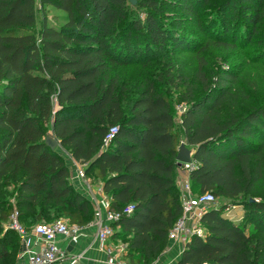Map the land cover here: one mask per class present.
I'll use <instances>...</instances> for the list:
<instances>
[{"label":"trees","instance_id":"16d2710c","mask_svg":"<svg viewBox=\"0 0 264 264\" xmlns=\"http://www.w3.org/2000/svg\"><path fill=\"white\" fill-rule=\"evenodd\" d=\"M210 2L0 0V193L9 189L12 197L0 202V264L16 258L14 210L26 231L58 219L82 228L95 219L47 135L102 183L108 210L119 214L111 238L125 243L126 259L150 264L166 247L182 215L173 100L152 80L129 96L113 70L145 65L160 49H194L189 20ZM51 9L61 13L50 18ZM216 11L222 45L240 35L264 58V0H220ZM197 61L192 80L173 82L175 102L185 106V142L194 148L190 187L237 199L243 216L234 221L223 214L227 206L208 208L200 218L205 235H192L176 264H257L264 253V104L227 110L237 76L222 69L209 77L202 56Z\"/></svg>","mask_w":264,"mask_h":264},{"label":"rangeland","instance_id":"374dc122","mask_svg":"<svg viewBox=\"0 0 264 264\" xmlns=\"http://www.w3.org/2000/svg\"><path fill=\"white\" fill-rule=\"evenodd\" d=\"M219 2L220 0H211L209 5L199 11L197 17L189 20L191 32L197 38L194 49L190 51L173 50L171 48L160 49L150 57L149 62L145 65L134 63L117 67L113 70L119 75L120 80L126 83L130 90L129 96L139 92L147 80H152L159 90L168 92L173 100V118L176 130L180 135L181 144L184 143L186 145V142L180 125V112L177 109L180 105L175 102L178 94L173 87V82L177 83L178 78L176 77L179 75L192 80L197 70V57L199 56L203 58L205 63L203 70L209 77H212L211 74L222 69L230 71L237 76L236 83L232 86V95L224 105L227 110L230 109L234 114H241L254 106L264 104V58L262 48L258 44L251 42L253 38L250 40L251 43H249L241 40L240 35H237L235 42L231 43L229 41V45L220 43V39L217 38L218 15L216 14V6ZM59 13L61 12L51 9L49 17L51 18L53 14ZM170 18L166 19V22H169ZM37 20H40L39 14ZM171 76L174 77V81ZM54 109H58L55 101ZM186 147L192 151L194 150L191 146L186 145ZM179 168L185 172L182 166ZM178 177L177 173L176 178L178 179ZM260 189L261 185L258 187V190ZM191 191L194 193L192 188ZM10 193L11 190L4 189L0 193V202L12 204ZM255 196L257 197L258 195L255 194ZM237 202V199L216 197V200L209 205V208L219 209L222 206H227L223 214L237 221L241 220L243 216L241 206ZM257 264H264V253L257 261Z\"/></svg>","mask_w":264,"mask_h":264},{"label":"built area","instance_id":"2783aa9c","mask_svg":"<svg viewBox=\"0 0 264 264\" xmlns=\"http://www.w3.org/2000/svg\"><path fill=\"white\" fill-rule=\"evenodd\" d=\"M180 112L185 110V106L180 105L177 107ZM116 128H111L107 135L105 142L108 143L112 139ZM186 172H189L193 167L191 162L182 165ZM79 176L84 177V169L79 170ZM216 200V197L211 192L202 194H194L191 191L190 183L188 179L182 181L181 187V207L182 215L174 223L170 229L168 238L174 242H180L183 245L190 240L192 235H198L203 237L205 230L200 224V218L202 214L209 208V205ZM133 209L132 205H128L126 211L130 213ZM119 218V214L113 211H107L105 220L99 223L96 238L100 243L102 249L104 248L109 253L112 251L109 245V238L113 234L111 223ZM9 226L14 229L20 237H23L27 231L21 225L18 220V212L16 210L10 216ZM32 232L40 238L39 248L37 251L29 255L30 264H59L65 258H72L74 262L79 260L78 255H69L66 251L61 250L55 243L58 236H65L72 240L77 239L80 236V227L75 224H68L63 219L55 220L54 222H41L36 223ZM119 254H116L113 261L110 264H132L128 259L124 257L125 246L118 247ZM121 253V254H120ZM202 264H210L203 262Z\"/></svg>","mask_w":264,"mask_h":264},{"label":"crops","instance_id":"0c3cea01","mask_svg":"<svg viewBox=\"0 0 264 264\" xmlns=\"http://www.w3.org/2000/svg\"><path fill=\"white\" fill-rule=\"evenodd\" d=\"M57 149L63 155L69 169L70 182L79 193L92 203L95 212L94 221L80 228V236L77 239L72 240L65 236H58L56 238L55 243L61 250L66 251L69 255L79 256V260L76 262L72 258H65L59 264H110L115 255L119 254L118 247L125 246V243L122 240H114L111 236L108 242L112 251L109 253L104 248L102 249L96 238L98 225L101 220L102 222L105 220L108 211V198L102 191V183L94 178L86 176L80 177L79 170L84 169L85 165L76 161L68 152L59 146ZM177 173L179 177L176 181L181 190L182 181L189 179V172H183L178 167ZM32 228L23 237H19L14 264H30L29 255L39 248L40 238L32 232ZM183 248L184 245L182 243L168 240L166 247L150 264H176Z\"/></svg>","mask_w":264,"mask_h":264},{"label":"water","instance_id":"95a60500","mask_svg":"<svg viewBox=\"0 0 264 264\" xmlns=\"http://www.w3.org/2000/svg\"><path fill=\"white\" fill-rule=\"evenodd\" d=\"M132 4L135 3V0H130ZM45 144L50 148V149H56L59 146L58 140L53 138L50 135H47L45 137ZM194 152L190 149H188L184 143L180 144L177 155H176V160H177V165L178 167H181L185 163H190L192 161Z\"/></svg>","mask_w":264,"mask_h":264}]
</instances>
